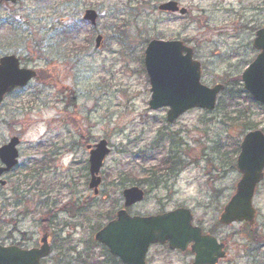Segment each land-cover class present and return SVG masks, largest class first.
I'll return each instance as SVG.
<instances>
[{
  "label": "rangeland",
  "instance_id": "1",
  "mask_svg": "<svg viewBox=\"0 0 264 264\" xmlns=\"http://www.w3.org/2000/svg\"><path fill=\"white\" fill-rule=\"evenodd\" d=\"M164 1L0 3V56L14 53L39 71L0 105V145L20 139L18 165L0 188L1 244L36 246L48 231L52 252L42 264H120L92 233L113 216L123 188L233 193L239 143L246 131L264 130V107L247 96L240 78L257 53L252 40L264 24V0H177L185 16L159 11ZM87 8L98 13L94 27L82 18ZM96 34L103 38L99 49ZM152 38L184 40L201 62V81L226 85L214 111L191 109L169 123L167 108H149L142 60ZM99 139L110 151L99 173L103 202L90 206L85 143ZM167 155L195 164L153 186L148 171ZM255 192V230L230 225L229 257L220 264H264V179ZM71 202L83 208L70 213ZM148 260L191 264L157 247Z\"/></svg>",
  "mask_w": 264,
  "mask_h": 264
},
{
  "label": "water",
  "instance_id": "2",
  "mask_svg": "<svg viewBox=\"0 0 264 264\" xmlns=\"http://www.w3.org/2000/svg\"><path fill=\"white\" fill-rule=\"evenodd\" d=\"M16 2L18 0H0ZM161 10L176 11V2L168 1L158 6ZM84 19L95 24L97 14L94 10H84ZM186 10L180 9L181 13ZM253 40L259 53L240 78L244 88L253 99L264 105V26L259 28ZM101 36L96 37L98 47ZM192 58V49L178 40L152 39L144 51V66L150 83L151 109L168 107L166 119L172 123L184 111L199 107L214 109L216 95L223 90L222 84L208 87L200 82V63ZM0 103L4 95L16 86H24L36 76L32 69L20 67L19 59L14 54L0 57ZM17 136L10 138L0 146V185H5L1 175L9 171L17 162ZM109 149L104 139L100 140L89 155V170L91 173L90 187L97 190L100 177L98 169ZM236 165L241 177L236 184L235 193L229 204L225 205L220 216L223 223L247 221L254 223L256 211L252 204L255 185L263 177L264 169V133L255 129L247 132L241 143ZM125 205L143 197L142 189L131 186L123 189ZM179 210L159 216L130 217L124 209L117 211L116 218L108 221L94 233V239L104 244L112 255L120 258L123 264H144V257L150 243L168 242L170 248L183 249L195 236L189 224L179 222ZM194 264L215 263L222 257L223 244L217 243L213 237H199L195 245ZM47 235H42L40 247L22 249L16 245L0 244V264H40L41 258L49 253Z\"/></svg>",
  "mask_w": 264,
  "mask_h": 264
},
{
  "label": "flooded vegetation",
  "instance_id": "3",
  "mask_svg": "<svg viewBox=\"0 0 264 264\" xmlns=\"http://www.w3.org/2000/svg\"><path fill=\"white\" fill-rule=\"evenodd\" d=\"M195 54V52H194ZM81 142H86L85 139L81 140ZM96 143V142H95ZM95 143H85V147L87 144H95ZM88 162V160H87ZM167 165L164 169L165 173H160V179L169 180L170 174L177 178L180 172L184 169H187L189 166L195 164L194 160H175L174 158L171 160H167ZM88 167V166H87ZM173 169H176L175 171ZM152 172V170H150ZM87 176H89L87 174ZM102 191L98 193L91 191L90 196L87 197V201L85 204L90 206L101 204L103 201L101 199L103 196ZM104 194H106L104 192ZM122 195V193H121ZM101 196V197H100ZM108 196L107 194L105 195ZM100 198V201L95 200ZM231 199L230 190H220L218 188H211L207 190H194V191H179V190H144L143 189V198L137 201L130 203L126 210L130 216H151V215H162L167 212H171L174 210H180L178 214L179 222L182 223H190L192 225L194 238L190 239L186 246L181 248L171 249L168 247L167 243H153L150 244L148 251H146L145 264H149L148 254L149 251L157 247L162 252L167 253H175L179 256L187 257L191 261V264H194L195 260V245L199 237L212 236L214 237L218 243L223 244V255L222 257L216 259V263L220 264L221 261L226 260L229 257V241H230V225L225 224L220 220V216L224 211L225 205L229 204ZM123 207V201H119L115 203L116 210ZM82 206H78L76 210H81ZM115 211V210H114ZM257 211V207H256ZM258 214V211H257ZM256 214V215H257ZM258 216V215H257ZM242 226H246L249 230L254 231L255 225L249 227L246 222L241 223ZM48 233V239H50V234ZM260 239L264 236H259ZM210 264V263H205Z\"/></svg>",
  "mask_w": 264,
  "mask_h": 264
},
{
  "label": "snow or ice",
  "instance_id": "4",
  "mask_svg": "<svg viewBox=\"0 0 264 264\" xmlns=\"http://www.w3.org/2000/svg\"><path fill=\"white\" fill-rule=\"evenodd\" d=\"M3 73V68L2 67H0V74H2Z\"/></svg>",
  "mask_w": 264,
  "mask_h": 264
},
{
  "label": "trees",
  "instance_id": "5",
  "mask_svg": "<svg viewBox=\"0 0 264 264\" xmlns=\"http://www.w3.org/2000/svg\"><path fill=\"white\" fill-rule=\"evenodd\" d=\"M39 72V71H38ZM39 75V74H38ZM37 77V76H36ZM249 97V96H248ZM250 98V97H249ZM264 131V130H263Z\"/></svg>",
  "mask_w": 264,
  "mask_h": 264
},
{
  "label": "bare ground",
  "instance_id": "6",
  "mask_svg": "<svg viewBox=\"0 0 264 264\" xmlns=\"http://www.w3.org/2000/svg\"><path fill=\"white\" fill-rule=\"evenodd\" d=\"M264 176V175H263Z\"/></svg>",
  "mask_w": 264,
  "mask_h": 264
}]
</instances>
